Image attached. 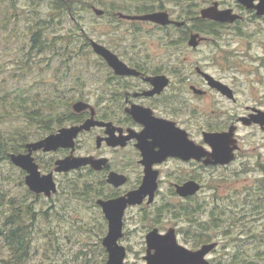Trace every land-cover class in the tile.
<instances>
[{
  "label": "flooded vegetation",
  "instance_id": "af4514ba",
  "mask_svg": "<svg viewBox=\"0 0 264 264\" xmlns=\"http://www.w3.org/2000/svg\"><path fill=\"white\" fill-rule=\"evenodd\" d=\"M131 3L132 0L125 3L123 8L127 9L117 6L118 10L113 13L112 20H116L118 25L113 48L98 42L130 72H116L104 57L95 53L108 73L97 76L93 101L87 94H77L76 101H84L90 106L80 112H74L71 107L74 117L63 119L54 131L36 140L62 128L80 126L88 119L96 123L77 132L73 148L33 152L40 173H53L57 190V174L84 170L86 181L81 182L80 176V180H74L75 192L80 191L82 198L94 203L101 211L103 237L108 231V220L98 200L127 198L140 188L152 192L144 194L139 203L127 204L123 211L122 235L118 243L124 246L126 256L127 247L122 242L127 234L123 228L127 212L138 210L143 224L147 215L156 224L163 222L166 215L183 220L184 209H193L196 216L208 207L215 210L225 206L221 207L223 202L217 201L214 181L212 186L210 184L216 170L230 172L231 176L257 175L264 178V154L260 150L252 153L256 149L253 145L251 148L254 149L248 154L239 155L243 150L238 138L239 130L249 129L253 135L260 136L258 145L264 147V120L258 117L264 113V89L236 88L237 79L249 80L236 73L243 69L232 62L241 61L231 58L228 42L223 40L227 32L239 33L241 28L253 23L264 24V12L259 13L256 8L259 0H253L251 5L239 0H134V4ZM207 9H212L214 16L206 15ZM153 13H164L167 22L132 18ZM217 15L236 17L232 21L221 20L215 18ZM100 16L108 15L103 10ZM121 27H126L123 32ZM137 34H142L141 39L151 37L155 40L149 38L150 42L138 43ZM126 35H133L128 43L124 39ZM191 38H194L193 44L190 43ZM251 62H264V57H256ZM233 68L236 70L234 73ZM257 71L250 70L256 80L261 77ZM210 78L219 82L218 85L212 84ZM205 133L229 135L226 147L232 149L233 158L224 163L214 162V148L205 139ZM26 151L24 147L21 152ZM39 153L51 157L43 159ZM70 155L100 160V168L85 164L66 172H56V160ZM112 172L122 176L124 182L118 185L109 182ZM21 174L25 181L26 171L21 169ZM147 176L151 180L148 178L146 185L142 186ZM187 182L195 183L198 188L191 194L181 195L177 189ZM164 188L167 193H164ZM67 191H71V186ZM247 191H244L245 199L249 196ZM55 193L51 196L44 193L33 195L50 199ZM156 224L150 225L143 233V259L147 254L148 232L156 228L164 234L169 228H174L161 230ZM174 230L179 241L178 232ZM126 256L125 263L129 264Z\"/></svg>",
  "mask_w": 264,
  "mask_h": 264
},
{
  "label": "rangeland",
  "instance_id": "374dc122",
  "mask_svg": "<svg viewBox=\"0 0 264 264\" xmlns=\"http://www.w3.org/2000/svg\"><path fill=\"white\" fill-rule=\"evenodd\" d=\"M52 1L43 0L37 3V1L33 2V0H17L14 3L16 7L13 11L9 10V8L7 9L6 5H0V13L10 11L12 14V22L6 25L5 29L2 28L0 30V92L17 91L19 94L29 95L30 99L36 96L39 98V101L44 99L52 100V98L59 99L58 102L52 105L53 107L45 104H41L38 107V110L42 112L43 117L46 119L44 123L40 120L35 121L38 117H34L35 120H32L26 115L37 108L31 104H27L24 108L17 110L10 109L11 107L1 110L5 113L0 120V131L5 135L7 140L13 139L17 143H20L23 137L27 139L26 142L35 141L37 138L42 137L45 134V123H51L49 111L53 110L51 114L53 118L55 114L58 115L61 111H67L66 101H76L78 93L87 94L91 101L94 100L96 92L95 80L98 75L103 76V74L108 73V69L100 61L95 52L92 51V48L86 45V41L89 43V39H92L96 42L109 44L113 48L118 25L116 24V20L113 21L109 16L95 14L93 8L106 10L113 2L117 6L120 5L122 7L128 2V0L77 1L75 3L76 12L71 17L72 15L69 16V14L68 16L65 14L57 15L56 11H52L50 8ZM131 4H134V0H132ZM30 11L35 16L46 19L49 22L48 37L57 38L71 31L69 34L71 39L70 44H66L64 40H58L56 43L57 48L60 46L65 48L69 55L59 56L51 50L45 54L32 57L30 65L23 63L30 38V32L26 26L28 17L26 14L30 13ZM127 27L129 28L128 24ZM125 28L121 27V32ZM241 30L239 33L227 32L223 35V40L228 42L227 45L230 48L231 58L241 61V63L232 62L233 65H241L240 68L243 69V71L236 73L243 75L242 78L249 80L243 81L242 79H237L235 82L237 83L236 88L262 90L264 89V80L261 79H264V62L252 63L251 59L255 60L256 57H264V24L253 23V25L241 28ZM130 37L132 38L133 35H126L124 37L125 42H130ZM136 37V42L138 43L155 40L149 37V35L148 37L151 40L149 38L141 39L142 34H137ZM66 45L68 48L64 47ZM251 69L258 70L257 73H261V77H258L256 80V76L250 74ZM235 71V68H233L232 73ZM82 99L85 98L82 97ZM238 133L239 142L243 150L239 155L242 156L243 153L248 154L250 150L254 149L251 148L253 145H255L256 149L252 153L260 150L264 154V147L261 148L258 145V142H260L258 134L253 135L249 129H241ZM39 155L47 160L51 157L44 153H39ZM215 175V177H211L210 184L212 186L214 181V185H216L214 193L218 194L217 201L223 202L221 207L225 206L215 210L208 207V209L203 210V213L194 216L195 222L192 223L194 232H197V221H206L211 213L215 215L222 211L226 214V217L232 216L233 218L235 217L234 214L238 215L242 208L251 210L250 205L253 203H251L250 199L257 200L256 197H260L259 202L264 207L263 177L257 175L231 176L230 172H225L224 170H216ZM79 176L81 177V182L86 181L84 170L57 174L58 190L52 198L48 199L44 196L36 197V195L27 193L21 169L13 165L9 159L0 158V194H3L7 201L13 197L20 199V201L26 198L32 204V208L35 211L31 237L34 247H37V249L39 247V249H36V252H32V258L28 264H48L41 248L45 244H51L52 246V242L58 245L60 249L59 254L62 256L61 259H64L69 264H85L86 262L88 264L103 263V259L105 258L104 249L102 248L103 232H101L102 227L100 229V226L97 225L98 220H102L103 218L102 213L94 203L88 202V199L75 196V191H72L71 194H69L71 191H67L69 190L67 185L70 183V180L72 181L77 178L80 180ZM207 179L208 177L204 178L205 181ZM165 190L164 188V193H167L168 191ZM205 190L209 191V189ZM245 190H248L247 193H249L247 199H245ZM257 191L259 193L256 194ZM163 195L166 196L165 194ZM255 207L253 206V208ZM263 211L260 208L253 212L259 216H252V212L248 211V214L241 218V224L255 225L258 227L257 230H263ZM3 212L9 213L10 211L8 208H5ZM146 217L148 218H145L143 224L142 214L138 215V210L134 209L126 213L123 228L127 234H125L122 243L127 247L126 262L129 264L144 263L142 256L145 247L143 233H145L148 227H151L150 225L156 224V222L151 221L150 215ZM164 219L163 222L156 224V226L161 230H166L171 226L174 227L178 232L179 242L190 249H196L203 243L218 242L215 250L207 255V259H213L214 262L217 260L226 262L232 251H234V247L239 244V241L244 240L243 238L238 240V237L245 238L246 232L241 230V226L239 225L238 228H235L226 237L220 232V229L215 234L213 231H210L209 234L211 236H202L201 240L205 241L195 246V243L183 234V231L189 228L186 222L179 218H171L168 215ZM178 230H181V232ZM190 231L192 232V230ZM243 243L247 244L246 241H243ZM252 247L251 244H247L248 252L254 255L253 252L255 250H252ZM260 249H264V246H261Z\"/></svg>",
  "mask_w": 264,
  "mask_h": 264
},
{
  "label": "trees",
  "instance_id": "16d2710c",
  "mask_svg": "<svg viewBox=\"0 0 264 264\" xmlns=\"http://www.w3.org/2000/svg\"><path fill=\"white\" fill-rule=\"evenodd\" d=\"M15 1L17 0H0V5H6L7 9L14 10L16 5H14ZM37 1H43V0H33V2ZM83 0H53L51 2V10L56 11L57 15L65 14L68 16V14L72 15L76 12L75 3ZM87 4V2H86ZM145 5V4H144ZM79 6V5H78ZM77 6V7H78ZM109 8H106L104 12L106 15H108L111 19L114 17L115 11L118 10L117 4L115 2L111 3L109 5ZM120 6V5H118ZM108 7V6H107ZM121 9H127L120 6ZM31 10V9H30ZM9 14V15H8ZM27 17V29L30 32V38L29 42L26 48V52L24 54V61L23 63L26 65H30L32 63V57L40 54H45L47 51L53 50L56 52L59 56H66L68 52L63 47H56V43L58 40H64L66 44L71 43V39L69 37V34L71 31H68L66 35L58 36L57 38H51L48 37L49 33V22L46 21V19H42L41 17L35 16L33 12L30 11V13L26 14ZM12 22V14L10 11H4L0 13V30L2 28L5 29V26L10 24ZM86 45L89 46V43L86 41ZM64 47H67L64 46ZM68 48V47H67ZM34 97V96H33ZM59 99L52 98V100H40L39 98L35 96V98L30 99L29 95L27 94H19V92H9L4 91L0 92V120L1 117L4 115L5 112H2L1 110H6L8 107L10 109H21L27 106V104H31L33 106H36L37 108L33 109L31 112H28L26 115L32 119L35 120L34 117H38L35 121H41L44 123L46 120L45 117H43L42 112L38 110V107L41 104L49 105V107H53L56 102H58ZM73 101H66L67 103V111H61L60 113L55 114L54 118L51 116L53 113V110L51 109L49 111V117L51 119V123H45L44 126V133L54 131L57 125L61 124L63 119L66 118H72L74 117V112L70 109ZM57 115V116H56ZM23 136V135H22ZM27 139L23 137V140H21L20 143H17L15 140H7L5 138V135L0 131V158L1 159H9V153L11 152H20L24 150V146ZM23 173V172H22ZM73 179L71 181V184L68 185L71 186V191L76 190V185ZM27 189V188H26ZM85 192V191H84ZM93 195V192L89 190V193ZM27 193L30 195H33L28 189ZM259 193V191L256 192V194ZM80 191L75 192V196H78L79 198H82ZM38 196V195H37ZM257 200L250 199L252 205L250 207L251 210H247L245 208H242V210L239 211V214L235 215V217H226V214H224L222 211L218 212L217 214L211 213L209 218L206 221H200L198 223L197 232H194V227L192 223L195 222L194 219V210L191 209H184L183 210V221L187 223V227L185 231H183L184 235L187 236L192 242L195 243V246H197L200 243H203L204 241L201 240L202 236H211L209 234L210 231H213L214 234L216 231L220 229V232L226 237L229 235L232 231L235 230V228H238L239 225L241 226V230H244L245 238L244 237H238V240L240 238H243L244 240L239 241V244L234 247V251H232V254L229 256L228 260L226 262L217 260L214 262L213 259L209 260L208 264H264V249H260L261 246H264V229L263 230H257V226H252L246 224H241V218L248 214V211L252 212L251 215L254 216L255 213H253L256 210H259L262 208L264 210V207L261 206V202L259 200L260 197H256ZM253 206H256L253 208ZM5 208H8L10 211L9 213H4ZM250 209V208H249ZM262 211V210H260ZM264 212V211H263ZM259 216V215H255ZM35 220V211L32 208V204L27 201V199H16L15 197L9 198L7 201L6 198H4L3 194H0V264H28L29 261L32 258V252H36L37 247H34V243L32 241V226ZM252 220L255 221V219L252 218ZM97 225L100 226V229L102 227L101 232H103V222L102 220H98ZM193 227H191V226ZM191 228V229H190ZM192 230V232L190 231ZM236 238V237H234ZM186 240V239H184ZM243 241H246L247 244H251L252 250H255L252 255L247 250V244H244ZM45 244V243H44ZM228 247V246H226ZM103 248V247H102ZM39 249V247H38ZM37 249V250H38ZM44 252V258L48 261V264H69L64 259H61L62 256H60L59 252L60 249L58 245L54 244L52 242L51 244H45L41 248ZM104 249V248H103ZM215 250V248H214ZM105 258L103 259V263L105 264L106 260V252L104 251ZM60 257V259H59ZM214 262V263H213ZM85 264H88L87 262Z\"/></svg>",
  "mask_w": 264,
  "mask_h": 264
},
{
  "label": "water",
  "instance_id": "95a60500",
  "mask_svg": "<svg viewBox=\"0 0 264 264\" xmlns=\"http://www.w3.org/2000/svg\"><path fill=\"white\" fill-rule=\"evenodd\" d=\"M246 5H251L253 0H239ZM259 13L264 12V0H259L256 5ZM94 12L98 15L103 13L102 9L93 8ZM212 9L205 10V14L208 16L212 15ZM235 15L228 17L226 15H217L216 19L221 20H234ZM132 18L150 19L156 22L165 23L167 22V16L164 13H153L143 16H135ZM194 38H191L190 43L193 44ZM90 45L96 54L101 55L105 58L107 63L115 69L118 73H129L130 70L120 62L110 50L104 46L98 44L94 40H90ZM213 79V78H212ZM210 78L212 84L216 82ZM90 105L84 101H76L73 103L72 108L75 112H80ZM259 120H264V113L260 114ZM96 122L92 119H88L84 124L80 126H74L70 128H62L57 133L48 134L44 138L36 141L26 143V152L11 153L10 161L26 171L25 183L28 188L35 193H44L47 196H51L52 193L56 192V184L53 180V173L41 174L38 170V166L34 161L32 153L39 149L43 151L56 150L58 147H72L74 145L73 138L77 132L81 129H87ZM229 135H223L221 133H205V139L213 146L215 157L214 162H228L233 158L231 153L232 149L226 147L229 142ZM56 172H66L71 169H76L82 165L90 164L93 168H100V160L91 157H76L70 155L63 159H58L55 162ZM151 178L149 176L144 178L145 181ZM108 181L118 185L123 181L122 176L112 172L109 175ZM198 186L193 182H187L182 186L178 187V192L181 195H188L197 190ZM151 191H143L141 188L137 191L131 192L127 198H119L116 200L97 202L102 207L105 217L108 220V231L102 239V245L108 252L106 264H126L124 262L126 251L123 245L118 243V239L122 235V214L127 204H136L141 202L144 194ZM147 254L144 257L145 264H208L207 255L212 249L217 246V242H209L202 244L197 249H189L184 245L180 244L177 240L174 228H169L164 234H161L157 229H152L146 235Z\"/></svg>",
  "mask_w": 264,
  "mask_h": 264
}]
</instances>
